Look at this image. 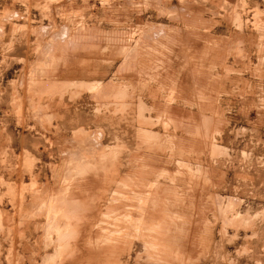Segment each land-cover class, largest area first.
I'll list each match as a JSON object with an SVG mask.
<instances>
[{
	"label": "rangeland",
	"instance_id": "374dc122",
	"mask_svg": "<svg viewBox=\"0 0 264 264\" xmlns=\"http://www.w3.org/2000/svg\"><path fill=\"white\" fill-rule=\"evenodd\" d=\"M0 264H264V0H0Z\"/></svg>",
	"mask_w": 264,
	"mask_h": 264
},
{
	"label": "bare ground",
	"instance_id": "6f19581e",
	"mask_svg": "<svg viewBox=\"0 0 264 264\" xmlns=\"http://www.w3.org/2000/svg\"><path fill=\"white\" fill-rule=\"evenodd\" d=\"M148 244V243H147ZM150 247H153L152 245L150 246V245H148V248H150ZM153 258V257H152Z\"/></svg>",
	"mask_w": 264,
	"mask_h": 264
}]
</instances>
